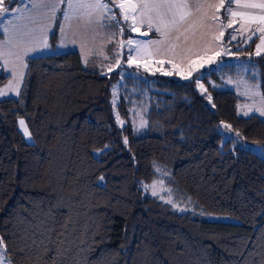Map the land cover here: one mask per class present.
<instances>
[{"label":"trees","instance_id":"trees-1","mask_svg":"<svg viewBox=\"0 0 264 264\" xmlns=\"http://www.w3.org/2000/svg\"><path fill=\"white\" fill-rule=\"evenodd\" d=\"M220 15L225 25V11ZM61 24L59 15L51 47ZM225 36L221 45L233 47L258 70L264 98V55H255L257 39L244 47V40ZM107 48L113 52L114 43ZM99 63L92 57L84 67L78 52L28 58L19 96L0 99V239L6 261L264 264V158L225 141L220 132L228 124L240 142L264 151V119L239 116L242 99L236 92L208 86L219 72L202 76L207 96L196 88L200 73L189 81L156 75L148 88L146 126L137 132L130 112L134 80L113 106L119 71L104 74ZM8 79L1 73L0 86ZM154 164L201 211L236 222L180 214L144 193L141 185L155 180Z\"/></svg>","mask_w":264,"mask_h":264},{"label":"rangeland","instance_id":"rangeland-1","mask_svg":"<svg viewBox=\"0 0 264 264\" xmlns=\"http://www.w3.org/2000/svg\"><path fill=\"white\" fill-rule=\"evenodd\" d=\"M36 2L41 6L33 9V0H20L15 8L23 9L24 12H16L7 16L0 23V31L3 35L0 38V53H3V55H0V74L9 76L8 81L0 86V99L17 98L19 96L28 58L78 52L84 67L87 66L92 57H98L100 59L98 69L102 73L110 74L113 71H119V80L112 89L113 106L117 104L122 88L129 84V79L134 80L133 86L130 88L132 104L130 112L134 129L137 132L145 129L149 100L148 88L156 75L175 76L181 81H189L195 73H200L201 76L196 83V88L201 95L207 96V86L201 81L202 76L213 71L219 72L218 79L211 78L208 86L216 89L229 88L236 92L242 99L238 102L237 107L239 116L258 115L264 117L257 111V109L264 108V98L258 81V70L249 59L238 58V54L233 50V47L221 45L228 32L236 36V39L231 41L244 40V47L256 37H264V32L259 31V29L264 28V22L259 19L261 15H264V9L238 7L235 0H232V10L244 13V21H241L239 15L233 18L228 13L226 23L222 25L220 12L224 10L226 13L229 0H223L224 6L220 7L219 10L215 7H208V5H219L220 0H202V2L192 0L195 10L192 21L201 17L206 22L201 25L189 24L193 28L192 34L187 38L173 41L163 37L158 40H149L147 35L143 34L145 32H139L137 36L129 35L134 32L127 25L126 27L123 25L124 19H121L122 9H118L113 0L111 3H109V0H101V2L108 3L113 13L120 15V18L116 15L115 20L109 19L112 16L110 12H105L104 18L98 20V14L92 9L79 7L68 9L67 0H62V2L61 0H36ZM58 2L59 9L53 19L51 18L50 6ZM95 2L96 0H72L74 5H87ZM260 2L261 0H241L242 4H258ZM200 4L203 7L197 11V5ZM73 10L84 11V14H72ZM68 11L71 19L65 20L64 13H68ZM89 13L91 15H88ZM59 15L62 17L61 28L63 27L64 31L62 33L60 30L57 44L51 47L48 39L53 32L54 24ZM213 15L220 17L217 20L218 22L210 19ZM232 19H235L236 23L229 28L227 24ZM9 20L12 21L15 27L8 23ZM242 22L245 23L247 31L240 28ZM5 28H7V31L4 30ZM121 28H123V32H121ZM199 28L202 32L198 31ZM236 29H240V31H235ZM221 31H223V36L220 35ZM209 34L217 35L216 41L220 45L218 52L189 57L200 48L199 42L208 37ZM129 39L134 41L132 45L127 43ZM153 41L155 42L153 43ZM197 42L198 44H196ZM45 43L47 47L44 46ZM110 43H114V53L107 48ZM24 47H33L35 50L24 55ZM111 53L116 55L114 61ZM255 55H264V45L261 46L259 55H257L256 48ZM186 57L187 60L184 61ZM227 70H229L228 73ZM19 120L18 128L20 132L31 143V136L24 134L19 125ZM119 125H122L121 121H119ZM225 125V123L220 125V132L225 141L233 140L240 146H244V148L264 158V151L259 146L240 142V139L231 131L230 127L226 128ZM94 154L97 156L99 152L95 151ZM154 173L155 180L149 184H142L141 189L144 193L155 197L168 209L180 214L187 213L206 221L236 222L235 219L229 216L207 214L197 208L186 193L170 183V176L162 165L154 164ZM153 191H155V195H153ZM167 201H171V203Z\"/></svg>","mask_w":264,"mask_h":264},{"label":"snow or ice","instance_id":"snow-or-ice-1","mask_svg":"<svg viewBox=\"0 0 264 264\" xmlns=\"http://www.w3.org/2000/svg\"><path fill=\"white\" fill-rule=\"evenodd\" d=\"M61 2H62V0H61ZM111 2H112V0H109V3H111ZM14 3H15V0H7V2H6V0H0V23H2L7 16L13 15L16 12H20V13L24 12L23 9L15 8ZM231 3H232V0H229V7L226 10L224 19H228V13H230L233 18H235L239 15L241 17V21H244L245 14L244 13H238L237 11L232 10ZM235 3L237 4L238 7H246V8H257L258 7L260 9H264V0H261V2L258 4L257 3H243L242 4L241 0H235ZM39 6H41V5H38L36 0H33L32 8L36 9ZM117 6L120 7L122 10H125L126 6L132 7V8L136 7V5L131 3V0H123V2L119 3ZM223 6H224L223 0H220L219 5H208V7H215V8H217V10H219V8L223 7ZM74 7L89 8V9L94 10L98 14L97 15L98 20H101L104 18L105 12H112V9L109 8V4L103 3V2H101V0H96L95 3L87 4V5H85V4L74 5L72 3V0H67V8L73 9ZM188 7H189V5L187 3H175V2H171V0H160V2L151 3V4H149L147 2V0H142V8L145 10L154 11L156 13L157 18L160 20L161 24L164 25L165 29L172 27V28H176L177 30H179V25H181L183 23L185 17L190 14L188 12H183L180 10L188 9ZM201 7H203V5H197V11H199ZM58 9H59V2L55 3V4H51V6H50L51 18H53V19L55 18V15H56V12ZM174 9L177 11H173ZM141 14L143 15L144 13L142 12ZM169 14H171V19L166 20L165 17L168 16ZM88 15H91V13H89ZM115 18H116V13H113L112 16L109 17V19H111V20H115ZM123 18H124V20H128V15L125 14L123 16ZM64 19L65 20L71 19V17L69 16V14L67 12L64 13ZM210 19H212L213 21H217L220 19V17L213 15L210 17ZM259 19L262 22H264V15H261L259 17ZM147 22H148L149 29H151L153 26L152 18L149 17ZM8 23L12 24V21L9 20ZM117 23H119V21H117ZM234 23H236L235 19L229 20L227 27L231 28ZM12 26L15 27L14 24H12ZM240 28L247 31V29L245 28L244 22L241 23ZM4 30L7 31V28H5ZM133 30L135 31L136 29H133ZM63 31H64V29L62 27L61 32L63 33ZM156 31L161 32L162 35H165V36L167 35V31L162 32V29L159 25L156 27ZM235 31H240V29H236ZM259 31L264 32V28L259 29ZM121 32H123V28H121ZM143 34L147 35V32H145ZM220 35L223 36V31H221ZM234 39H236V36L230 33L229 34V41L234 40ZM249 39H251V37H249ZM154 42L155 41H153V43ZM127 43L129 45H132L134 43V41L129 39L127 41ZM262 45H264V37H261V45H257V55H259L260 48ZM44 46L47 47L46 43L44 44ZM34 50L35 49L33 47H24L23 54L27 55L29 52L34 51ZM0 55H3V53H0ZM13 75H15V73H13ZM209 99H211V97H209ZM257 111H259L260 114L262 116H264V108L257 109ZM245 115H247V113H245ZM19 125L23 129L24 134L26 136H29L30 133L28 132V128L25 125V121L23 119L19 120ZM225 127L228 128L230 126L226 124ZM237 135H239V133H237ZM126 142L127 141H125V143ZM105 147H107V146H105ZM154 187L155 186L153 185V188ZM155 194H156L155 191H153V195H155ZM167 202L171 203V201H167ZM181 210H183V209H181ZM3 245H4V242L2 239H0V256L4 255ZM0 264H5V262L0 261ZM7 264H11V261L8 260Z\"/></svg>","mask_w":264,"mask_h":264},{"label":"crops","instance_id":"crops-1","mask_svg":"<svg viewBox=\"0 0 264 264\" xmlns=\"http://www.w3.org/2000/svg\"><path fill=\"white\" fill-rule=\"evenodd\" d=\"M113 1L117 5L121 2H123V0H113ZM147 2L149 4H151V3L160 2V0H147ZM171 2L187 3L189 5L188 9L180 10L183 12H188L190 14L187 15L185 17L183 23L181 25H179V30H177L176 28H172V27L165 29L164 25L161 24L160 20L157 18L156 13L154 11L145 10L142 8V0H131V3L136 5V7L132 8V7L126 6V9L122 10L121 19L122 20L124 19L123 16L125 14L128 15V20H124V21L128 25V27L132 30V32H134L136 34V36L138 35L137 33L145 32L143 30L148 29V30H150V31L152 30L158 34L157 38L147 37L149 40H156V39L158 40V39L163 37V38L172 39L173 41L178 40V39L181 40L182 38H187L189 35L192 34L193 28L191 27L192 25H189V24L193 23V24H200L201 25V24H204L206 22V20L201 18V17L198 19L196 18V19H194V21H192V18L194 17V14H195L194 6H193L194 4H192V0H171ZM200 2H202V0H200ZM118 9H121V8L118 7ZM173 11H177V10L174 9ZM72 12H73L72 14H77V13L84 14V11H79V10H76V11L73 10ZM142 12L144 13L143 15L141 14ZM110 13L113 14V11ZM68 14H69V11H68ZM149 17L152 18V23H153V26L151 29H149L148 22H147ZM165 19L166 20L171 19V14L166 16ZM215 22H218V21H215ZM158 25L161 27L162 32L167 31L166 36L162 35L161 32L156 31V27ZM133 29H136V30L134 31ZM198 31L202 32V30L200 28ZM216 38H217L216 34L214 36L209 34L208 37L201 40L202 42L201 41L199 42L200 48H198L196 50V52H194L193 54L189 55V57H196V56L209 55L211 53H213V54L217 53L220 45L216 41ZM254 39H257V43H256V47H255V50H256L257 45H259L261 43V38L256 37ZM254 39H252V40H254ZM196 44H198V42ZM186 60H187V57L184 61H186ZM263 119H264V117H263ZM0 261H4L5 264H7V261L4 257V255L0 256Z\"/></svg>","mask_w":264,"mask_h":264}]
</instances>
